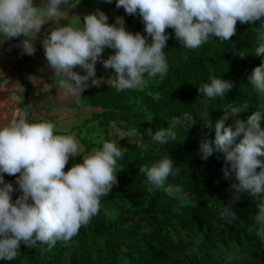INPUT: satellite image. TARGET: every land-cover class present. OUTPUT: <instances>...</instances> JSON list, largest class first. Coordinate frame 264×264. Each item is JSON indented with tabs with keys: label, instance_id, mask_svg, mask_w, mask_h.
I'll return each instance as SVG.
<instances>
[{
	"label": "clouds",
	"instance_id": "1",
	"mask_svg": "<svg viewBox=\"0 0 264 264\" xmlns=\"http://www.w3.org/2000/svg\"><path fill=\"white\" fill-rule=\"evenodd\" d=\"M68 3L69 0H44L45 6L38 8L33 0H0V43L22 36V54H34L31 38L43 23L60 18V6ZM115 6L122 7L126 14L138 13L146 35L127 31L119 16L114 24H109L108 17L96 10L84 15L82 24L78 19L79 26H56L42 40L48 66L59 78L58 87L67 95L78 98L90 86H100L102 78L95 72L98 61L104 68L114 70L115 77L110 82L118 92L147 84L145 76L159 75L162 79L168 71L162 50L169 39L166 28L173 29L175 38L190 50L200 48L210 37L228 42L236 32L237 21L251 24L260 20L264 28V0H115ZM106 48L112 52L107 59H101ZM236 54L241 58L246 55L243 51ZM253 54L261 61L247 79L264 96V31L258 35ZM76 66L83 75L73 70ZM233 87L232 82L210 75L209 82L201 84L198 92L217 98L224 97ZM49 89L46 83L42 91ZM248 107L243 104L227 108L215 121L208 111L200 112L203 127L214 129V138H203L198 152L205 160L214 152L223 153V175L226 179L234 176L236 181L231 184L237 194L232 199L238 200L242 193L257 198L254 220L260 225L258 235L264 238V161L258 158L264 157V128L260 126L264 105L246 120L240 119V113ZM230 117L234 119L226 125ZM193 121L190 113H183L174 117L168 127L154 133L149 128L147 132L153 141L164 145L176 139L178 126L185 127ZM54 130L51 122H30L26 113L10 125L0 126V260H14L21 243L32 247L39 242L51 249L58 241L69 242L98 213L100 198L117 183L116 166L123 151L114 139L81 157L77 139ZM139 139L142 142L143 137ZM70 156H80L82 162L64 171ZM139 172L146 177L149 192L163 189L171 197L179 191L165 187L166 179L173 173L169 156L151 166H141ZM5 173H19L15 178L20 195L15 200L11 196L12 184L4 180ZM224 216L230 221L236 213L225 208Z\"/></svg>",
	"mask_w": 264,
	"mask_h": 264
},
{
	"label": "trees",
	"instance_id": "2",
	"mask_svg": "<svg viewBox=\"0 0 264 264\" xmlns=\"http://www.w3.org/2000/svg\"><path fill=\"white\" fill-rule=\"evenodd\" d=\"M112 5L127 31L146 35L138 13L126 14L122 7L115 6V0ZM107 22L115 23L109 17ZM260 23L237 21L236 32L228 42L210 37L200 48L191 50L180 44L173 29L166 28L169 39L162 50L168 71L162 79L159 75L145 76L147 84L119 92L104 81L85 90L82 105L92 110L85 123L87 135L94 128L98 134L96 142L89 138L80 141L84 146L82 156L111 141L113 129L133 135L131 140L117 143L123 151L116 166L117 183L100 198L98 213L69 242L58 241L51 249L39 242L32 247L21 243L17 257L0 260V264H264V238L258 235L260 225L254 220L257 198L242 193L233 201L237 194L231 184L236 181L234 176L226 179L223 175V153L214 152L205 160L198 152L203 138H214V129L203 127L200 112L208 111L215 121L225 109L247 104L248 110L240 113V119L246 120L264 105V96L247 79L261 61L253 54L258 35L264 31ZM22 39L8 40L18 44ZM239 51L246 55L241 58L236 54ZM111 52L106 48L101 59H107ZM95 72L98 78L103 76ZM210 75L228 80L234 87L224 97L207 98L198 87L208 83ZM20 80L25 85L22 105L28 106L29 84ZM23 112L30 122H40L31 120L29 108H23ZM183 113H190L194 123L178 126L175 140L161 145L148 135L149 128L153 133L166 128ZM260 126L264 128V113ZM166 156L173 162V173L165 187L179 189L171 197L163 189L149 192L150 185L139 172L141 166H151ZM258 158L264 161V157ZM4 180L14 183L9 174ZM225 208L234 211L236 218L226 220Z\"/></svg>",
	"mask_w": 264,
	"mask_h": 264
},
{
	"label": "rangeland",
	"instance_id": "3",
	"mask_svg": "<svg viewBox=\"0 0 264 264\" xmlns=\"http://www.w3.org/2000/svg\"><path fill=\"white\" fill-rule=\"evenodd\" d=\"M34 6L38 8H43L44 0H33ZM61 14L60 18L56 20L46 21L41 25L39 32L35 35L34 33H29V35H34L32 39L33 45L39 48V50H35L34 54L37 55L40 64L32 63L30 64L29 59L21 62H16L18 65H24L26 67V71L20 70V77L29 84V97L33 94V100L30 101L28 99V104L31 103V107L29 108L32 110L30 113V118L33 120L43 119L42 121H48L55 125V132L57 134H71L73 135L77 141L79 142L81 152L80 155L82 156V152L84 150V146L80 144V141L89 138L90 141L96 142L94 137L98 134L97 128L88 132V126L85 125L86 120L89 118L91 114V109L85 108L82 105L83 102V93H81V97L74 98L70 95H67L63 89L58 87V80L59 78L55 76L54 71L48 66L46 58L44 56V50L42 47V40L48 35V33L53 30L56 26H65V25H72V26H79V21L81 22L82 16L88 13H94L96 10H100L105 13L109 19L115 22V18L118 17L117 9L113 7L112 0L111 2H107V0H69L68 4H62L61 6ZM79 19V21H78ZM124 26L126 24L124 23ZM17 47V58H20L24 54H22V50ZM8 45H3V42L0 43V56L5 51ZM32 54V55H34ZM37 64V67H36ZM16 65V64H15ZM34 65V66H33ZM18 67V66H17ZM41 70L45 72H41V74H46L45 76L37 77L35 74V70ZM78 74L80 71H83L79 68V66L74 67L73 69ZM95 71H99L102 73L101 81L111 84V78L115 77L114 71H110L109 69L100 66L98 63L95 64ZM81 75V74H80ZM108 80V81H107ZM48 84L50 87L48 92L42 91V88L45 84ZM91 81L89 80V84ZM32 93V94H31ZM25 104V103H23ZM22 108L26 109L27 106L22 105ZM42 108L49 110L50 118L55 116L56 120L52 121L46 118L45 112H42ZM43 117V118H39ZM113 139L119 143L125 139L131 140L133 135L131 133H124L117 129H113L112 131ZM86 142V141H85ZM96 149H92L88 154H91ZM84 155V156H86ZM80 156L69 157L68 163L65 165L64 171H67L69 167H71L75 163L82 162V158ZM10 182V181H9ZM13 186L14 191L11 193L12 199L15 200L17 196L20 195V190L18 188L17 183H11Z\"/></svg>",
	"mask_w": 264,
	"mask_h": 264
},
{
	"label": "crops",
	"instance_id": "4",
	"mask_svg": "<svg viewBox=\"0 0 264 264\" xmlns=\"http://www.w3.org/2000/svg\"><path fill=\"white\" fill-rule=\"evenodd\" d=\"M19 44V43H18ZM3 45H8V47L5 49V51L2 53V56H0V126H7L16 121L21 113L23 112V108L21 107L23 104V97H24V89L25 85L20 80V70L26 71V67L24 65H18L16 62L23 56H26L24 54L20 58H17L18 55V45L16 43L6 39L3 41ZM30 64L37 63L40 64L37 55H30L29 57ZM16 64V65H15ZM36 64V67H37ZM18 66V67H17ZM34 66V65H33ZM22 68V69H21ZM19 71V74H18ZM41 72H45L41 70L36 69L35 74L37 77L45 76L46 74H41ZM33 95L30 97V101L33 100ZM28 108L31 107V103L28 104ZM42 112H45L47 115V119H51L52 121L56 120V117L53 116L50 118L49 116V110H46L44 108L41 109ZM32 110H30V113ZM31 116V115H30ZM43 118V117H39ZM31 120H33L31 118ZM43 119H38L34 121H42ZM19 173L15 174L13 177V182L15 183L16 180L14 178L18 176ZM4 179L7 178L8 174H3ZM11 176V175H10Z\"/></svg>",
	"mask_w": 264,
	"mask_h": 264
}]
</instances>
